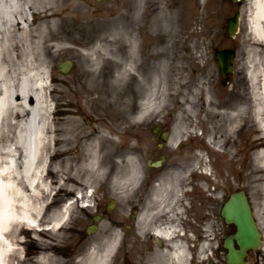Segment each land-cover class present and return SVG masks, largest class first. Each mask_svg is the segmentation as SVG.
I'll return each instance as SVG.
<instances>
[{
	"label": "rangeland",
	"instance_id": "374dc122",
	"mask_svg": "<svg viewBox=\"0 0 264 264\" xmlns=\"http://www.w3.org/2000/svg\"><path fill=\"white\" fill-rule=\"evenodd\" d=\"M257 1L261 0L58 3L56 21L65 19L64 25L55 32L56 39L48 38L41 48L50 65L45 75L50 120L64 129L72 125H65L62 120L77 116L82 129L78 131L85 135L75 143L73 155L63 156L57 153L53 134V164H60L65 158H70V162L60 173L59 182H64L65 187L60 190L54 183L48 202L51 212L60 211L78 194L89 193L91 207L82 210L76 202L61 230H51L50 223H42L38 231L20 230L15 240V264H39L44 247L49 250L50 264H81L93 249L101 251L104 241L114 237L118 252L114 253L112 264L135 263L128 258L127 250L134 249L137 232L133 216L138 189L148 172L146 158L138 154L141 146H146L137 145V115L141 110L143 117H167L171 135L166 153L174 156L165 165L168 176L164 185L157 193L151 189L150 196V215L157 212L158 216L160 205V210L167 206L168 217H152L147 225L152 227L157 220L165 227H180V220L172 216L176 211L191 231L185 240L190 248V264H226L223 243L236 233V227L225 223L221 211L230 195L243 190L263 235L262 248L249 252L247 264H264V44L256 40L250 24ZM238 11L241 23L233 38L227 33V21ZM102 45L104 50L99 49ZM226 49L237 52L234 71L228 75L222 73L217 56ZM99 58H104L101 69L95 62ZM67 61L72 66L63 73L59 67ZM123 63L127 64L125 73ZM52 72L60 79L53 80ZM82 72L85 78H81ZM104 102L105 159L104 152L99 151V120ZM68 103L72 104L71 110L60 108ZM150 103L155 108L147 109ZM59 109L63 111L59 113ZM233 112L239 118L237 123L232 119ZM232 123L235 124L230 128ZM176 129L180 135L174 141ZM0 143L6 146L8 135ZM144 143L148 144V140ZM93 158L97 160L95 164ZM132 159L141 167L142 178L138 182L129 178ZM173 165L184 171L177 172L179 167ZM82 166L89 172L79 170ZM55 179L51 177L49 182ZM104 189L105 221L95 222V217L102 218ZM186 201L190 202V209ZM169 218H174V225ZM92 225L97 226L95 232L89 230ZM126 225L132 227L127 229L131 236L125 240V250H119ZM184 257L188 258V254Z\"/></svg>",
	"mask_w": 264,
	"mask_h": 264
},
{
	"label": "bare ground",
	"instance_id": "6f19581e",
	"mask_svg": "<svg viewBox=\"0 0 264 264\" xmlns=\"http://www.w3.org/2000/svg\"><path fill=\"white\" fill-rule=\"evenodd\" d=\"M60 1L0 0V139L4 141L8 135L9 140L6 146L0 143V264H15L17 253L15 240L20 230L26 228L38 231L42 223H50L51 230H61L63 223L71 217L73 205L89 196V193H85L83 198L75 197V201L66 203L62 210L55 212H51L53 208L48 202L54 183L59 185L60 190L65 187L64 182H59L62 180L60 173L70 162V158H65L60 164H53L55 160L51 147L53 134L58 145L57 153L63 156L73 155L75 143L83 140L85 135L84 131H78L82 129L79 128L81 122L77 116L68 117V121L62 120V122L66 121L65 125H72L64 129L50 120L52 111L47 96L48 85L45 83V75L50 65H47L44 54H41V48L48 38L56 39L55 32L58 27L64 25L65 19H61L60 23L56 21L57 6ZM263 22L264 0H261L257 1L250 24L256 40L262 44H264ZM147 36L151 38L149 33ZM99 49L104 50V46H100ZM96 53L97 51H94L93 55ZM103 60L104 58L95 60L99 69L102 68ZM126 67L127 64L123 63L124 73ZM83 74L84 72L81 73V78H85L82 77ZM90 75L88 77H91ZM51 77L53 80L60 79L56 72H52ZM93 91L97 90L93 89ZM99 94L97 99L100 101ZM71 106L70 103L62 104L60 108L71 110ZM146 108L151 109L155 106L150 103ZM68 110L67 115H69ZM62 111L59 109V113ZM104 112L105 102L99 120L102 124L99 132L102 139L99 149L101 154L104 152L105 144ZM143 112L144 110L137 115L138 119L143 117ZM231 115L237 123L239 120L237 113L233 112ZM235 123H232L230 128ZM181 126L185 127L184 124ZM179 132L176 129L172 140L178 139ZM58 136H64L65 139ZM102 155L105 159V152ZM93 162L95 164L97 160L93 158ZM130 163L129 178L132 182H138L142 178L141 170L135 160H130ZM67 168L70 169V165ZM103 169L105 178V161H103ZM79 170L89 172L86 166H82ZM51 177L56 179L49 182ZM157 233L160 237L168 239V243L172 241L170 237L172 232L169 229H159ZM117 243L115 237L109 238L101 247V251L93 249L88 259L85 262L82 260L81 264H112L114 253L116 255L118 252ZM184 250L182 246L174 245V252L165 253L163 255L165 261L159 264H173L172 260L185 263ZM48 251L44 247L39 256V264H50L51 256Z\"/></svg>",
	"mask_w": 264,
	"mask_h": 264
},
{
	"label": "flooded vegetation",
	"instance_id": "af4514ba",
	"mask_svg": "<svg viewBox=\"0 0 264 264\" xmlns=\"http://www.w3.org/2000/svg\"><path fill=\"white\" fill-rule=\"evenodd\" d=\"M151 116L153 115L147 116L145 114L144 118L142 117L143 119L141 118L137 121L138 124L136 130L137 145L146 144V146H141L142 151H140L138 154L142 159L146 158V165L148 172L145 176V182L141 183L138 189V197L136 203L137 206L135 208V213L133 216L134 230L135 232H137V234L135 236L134 249L133 248L129 249L128 247L127 250L129 256L128 258L130 260L132 259L133 262L135 261V263L133 264H159L160 262L165 261L163 255L167 252L173 253L174 252L173 246L178 244L185 249L184 251L185 253L188 254V258L184 257L186 259L185 263H182L183 261L177 262L176 260H172L173 264H190V259H189L190 248H189V244L185 240H188V236L191 235L190 233L191 231L189 232L188 224L179 218L176 211L172 212V216L173 217L175 216V218H178L180 220L181 223L180 227H176V226L165 227L163 226L162 223L157 224V220L152 227L147 225V223L151 221L150 218L152 217H157V218L162 216L168 217L167 215H165L167 214V210H165L167 206H161V210H163L161 211L159 209L160 205L159 206L157 205L158 216H157V212L153 213L152 216L150 215L149 213L150 196H151V189L152 192L155 191L157 193L158 188L164 185V180L168 176V175L166 176L165 165L174 157L173 155L166 153V145L169 143V137L171 135V131L168 128L167 117L164 114H162L159 117H151ZM144 140H148V144L144 143ZM181 148L182 145H179L177 147L178 150H180ZM159 161H161L162 163L159 166H155L154 163ZM176 164L178 165L179 163ZM137 165L141 170L139 162L137 163ZM173 166L179 167L175 165ZM177 170H178L177 172H179V170L180 172L184 171V169L181 167L177 168ZM103 188H105V183H103ZM187 191L188 190H186V192ZM102 196H103L102 220L105 221V189L103 190ZM193 203L194 202H192L191 205ZM186 205L190 209L189 207L190 202L186 201ZM192 207L195 206L192 205ZM185 212H187V209H185ZM173 219L174 218H169V222H171L174 225ZM159 221L160 219H158V222ZM166 228L172 232L170 236L172 241H170L169 243L167 242L168 239L164 238L163 236L160 237L157 233L159 229H166ZM125 229L126 230L122 232L121 241L119 243V250H122L123 248L125 250L126 248L125 240L127 237L131 236V232L128 231L127 229L132 230V227L126 225ZM165 242L167 244H165ZM157 245L161 246V248L158 249ZM120 260L121 258L119 259V263H121ZM195 264L198 263L196 262Z\"/></svg>",
	"mask_w": 264,
	"mask_h": 264
},
{
	"label": "water",
	"instance_id": "95a60500",
	"mask_svg": "<svg viewBox=\"0 0 264 264\" xmlns=\"http://www.w3.org/2000/svg\"><path fill=\"white\" fill-rule=\"evenodd\" d=\"M241 2L243 0H232ZM241 12H238L228 22L227 33L235 36L239 30ZM235 53L232 50H224L218 53L221 70L224 75L232 74V61ZM69 67L63 69L68 71ZM222 217L227 224H235L237 233L226 238L224 248L227 250V264H247L246 258L249 250L261 248L262 235L255 221L252 207L245 192L240 191L230 196L222 209ZM236 243L239 248H236Z\"/></svg>",
	"mask_w": 264,
	"mask_h": 264
}]
</instances>
